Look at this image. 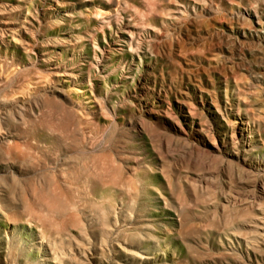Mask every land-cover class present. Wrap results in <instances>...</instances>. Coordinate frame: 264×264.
<instances>
[{"label": "rangeland", "instance_id": "rangeland-1", "mask_svg": "<svg viewBox=\"0 0 264 264\" xmlns=\"http://www.w3.org/2000/svg\"><path fill=\"white\" fill-rule=\"evenodd\" d=\"M106 1L0 0L6 227L67 202L33 256L264 264V0Z\"/></svg>", "mask_w": 264, "mask_h": 264}, {"label": "bare ground", "instance_id": "bare-ground-1", "mask_svg": "<svg viewBox=\"0 0 264 264\" xmlns=\"http://www.w3.org/2000/svg\"><path fill=\"white\" fill-rule=\"evenodd\" d=\"M151 1V0H150ZM108 2V0L106 1ZM110 3V2H109ZM153 3V0L152 2ZM106 5V4H104ZM154 8V7H153ZM155 9V8H154ZM134 10V9H133ZM148 10V9H147ZM150 10V9H149ZM95 15L96 17H103L102 9L96 8L95 10ZM132 11V10H131ZM143 12V11H142ZM149 12V11H148ZM135 14H138V12H134ZM151 13L149 12V15ZM141 15V14H140ZM145 15V13H144ZM144 15H141L144 17ZM139 14L137 15V17ZM138 17L139 19H145ZM145 16L148 17V14ZM94 17V15H93ZM249 18H255L257 19L258 23L260 24L261 20L259 16L257 15V12H249L248 13ZM249 21V19H247ZM250 22V21H249ZM108 23V22H107ZM143 26V25H142ZM3 28V27H2ZM14 28V27H13ZM146 28V27H145ZM102 30V29H101ZM1 37V36H0ZM106 49V48H105ZM130 51V50H129ZM191 53V52H190ZM196 53V52H195ZM194 53V54H195ZM200 53V52H199ZM203 54V53H201ZM193 55V54H192ZM198 55V54H197ZM98 61V60H97ZM98 63V62H97ZM98 67V66H97ZM53 72V71H52ZM237 76V75H236ZM235 77V76H234ZM237 78V77H236ZM46 80V79H45ZM24 81V80H23ZM29 88V87H28ZM25 92V91H24ZM156 96V95H155ZM149 106V105H148ZM172 107V106H171ZM53 110V108H52ZM51 110V111H52ZM41 112V111H40ZM47 112V111H46ZM45 112V113H46ZM61 112V110H60ZM204 112V111H203ZM48 113V112H47ZM46 113V114H47ZM59 113V112H58ZM193 113V112H192ZM40 113L38 112V115ZM49 114H52L49 112ZM48 114V115H49ZM58 115V114H57ZM62 115V114H61ZM186 115V114H185ZM47 116V115H46ZM173 116V115H172ZM43 117V116H42ZM61 117V116H60ZM51 118V117H50ZM59 118V117H58ZM52 119V118H51ZM31 120V119H30ZM36 120V119H35ZM180 121V120H179ZM30 122V121H29ZM33 122V121H32ZM31 122V123H32ZM29 123V124H31ZM35 123V122H34ZM57 123V122H56ZM27 124V123H26ZM33 124V123H32ZM47 124V123H46ZM247 123L241 122V126H246ZM49 125V123H48ZM47 125V126H48ZM42 126V125H41ZM46 126V125H45ZM168 126V125H167ZM25 127V126H23ZM50 127V126H49ZM164 127V126H163ZM51 128V127H50ZM81 128V127H80ZM245 128V127H244ZM186 129V128H185ZM51 129H49L50 131ZM72 130V129H71ZM245 131V129H232L231 132V141L234 143H237L236 137L239 138L242 136V132ZM51 132V131H50ZM58 133V132H57ZM56 133V134H57ZM60 133V131H59ZM51 134V133H50ZM177 134V133H176ZM58 135V134H57ZM245 135V134H244ZM195 137V136H194ZM198 138V137H197ZM84 139V138H83ZM217 141V140H216ZM33 142V141H32ZM103 142V141H102ZM11 143V142H10ZM9 143V145H10ZM34 143V142H33ZM196 143V142H195ZM206 144V143H205ZM11 147V146H9ZM206 147V146H205ZM204 147V148H205ZM8 148V147H7ZM9 149V148H8ZM21 150L23 148H20ZM213 149V148H212ZM211 149V150H212ZM10 150V149H9ZM9 150L7 152H9ZM214 150V149H213ZM23 152V151H22ZM94 152V151H92ZM208 152V151H207ZM36 153V152H35ZM8 156V154H7ZM30 157V156H29ZM29 157L26 158L29 160ZM17 158V155L16 157ZM227 158V157H226ZM232 158V157H231ZM9 159V157H8ZM17 161V159H15ZM31 161V160H30ZM4 163V162H3ZM2 163V164H3ZM30 163V162H29ZM28 163V164H29ZM32 164V163H31ZM17 168H19L17 166ZM26 170V169H25ZM95 171V170H94ZM21 174L17 172L16 169V174H13L12 178L15 184H19V178ZM9 173L4 170L2 166H0V230L4 234V238L6 240L7 244V251L8 255L12 256L13 261L18 260L19 257L25 258L26 264H56V261H59V258L57 257L56 254H53L49 250H44L42 252H38L37 256H33L32 252L35 250L41 249L43 246V243H46L47 245H50L54 247L57 243V240L51 236L49 233H44L41 231V227L43 226L42 221L45 219L44 217H47V226L49 228L57 227L58 232H56L59 235L71 237V228L73 226L77 227L79 226V222L73 217V215L70 214V210H73L74 207L73 205L65 202L64 207L62 209H58L54 204H45L43 206V212L42 215H44L43 219H40L35 213L29 214L28 218L23 221L22 219H13L12 227L7 228L6 227V217L8 215V208H7V203H6V192L7 188L9 187V181L8 178ZM62 178V177H61ZM130 188V187H129ZM28 198V197H27ZM39 202V199H36ZM75 202V201H74ZM183 205L181 204V207ZM183 209V208H180ZM58 219H61L60 222L57 221ZM7 220V219H6ZM45 220V221H46ZM46 224V223H45ZM200 228V227H199ZM9 229L10 237L7 238V230ZM60 241V239H59ZM46 245V246H47ZM48 247V246H47ZM84 257V256H83ZM218 257V256H217Z\"/></svg>", "mask_w": 264, "mask_h": 264}]
</instances>
